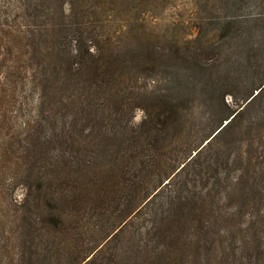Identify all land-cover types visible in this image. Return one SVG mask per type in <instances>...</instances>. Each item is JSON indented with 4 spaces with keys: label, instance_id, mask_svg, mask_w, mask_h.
<instances>
[{
    "label": "trees",
    "instance_id": "obj_1",
    "mask_svg": "<svg viewBox=\"0 0 264 264\" xmlns=\"http://www.w3.org/2000/svg\"><path fill=\"white\" fill-rule=\"evenodd\" d=\"M196 1L0 0V264H264V0Z\"/></svg>",
    "mask_w": 264,
    "mask_h": 264
},
{
    "label": "rangeland",
    "instance_id": "obj_2",
    "mask_svg": "<svg viewBox=\"0 0 264 264\" xmlns=\"http://www.w3.org/2000/svg\"><path fill=\"white\" fill-rule=\"evenodd\" d=\"M198 3L196 0H137L136 5H132V8L129 7L127 15L133 17L131 23H134L136 27L141 26L150 35L168 34L183 39L196 33L199 23L205 22L207 17H216L219 14L216 11H211L212 9L205 8L197 14L200 8ZM65 7L66 9L70 8V3ZM101 11L106 13L104 8ZM219 12L224 17L238 13L225 8ZM15 107L17 104L8 100L4 104H0V112L3 114L6 112L9 115V112H12ZM140 116L141 113L137 111L136 120H139ZM18 194L21 195V188L16 191V195Z\"/></svg>",
    "mask_w": 264,
    "mask_h": 264
}]
</instances>
